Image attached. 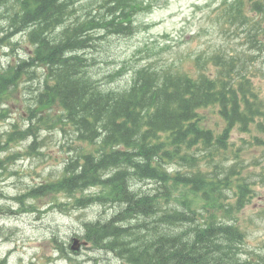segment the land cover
I'll return each mask as SVG.
<instances>
[{
  "label": "trees",
  "instance_id": "16d2710c",
  "mask_svg": "<svg viewBox=\"0 0 264 264\" xmlns=\"http://www.w3.org/2000/svg\"><path fill=\"white\" fill-rule=\"evenodd\" d=\"M155 4L0 0V8L8 6L9 36L25 33L32 46L27 58L0 71V98L24 82L39 83L28 105L31 122L24 128L13 123L8 140L32 137V148L41 126L69 128L74 135L75 155L61 174L24 196L63 193L77 206L117 207L105 219L86 222L85 237L129 264H264L263 257L251 261L239 255L245 235L231 222L247 202V183L238 177L232 185L230 173L220 177L216 163L206 171L169 169L181 160L190 167L199 160L212 162L233 144L235 127L247 133L251 126L264 134V96L253 81L264 55V0H230L225 20L243 27L247 52L212 54L214 75L196 56L194 73L143 65L133 70L128 85L106 89L88 71L90 62L80 51L95 48L105 36H131L139 12ZM114 25L121 26L120 32L114 33ZM206 107H214L223 121L220 131L206 124L201 111ZM142 180L154 182V190L139 192L134 182ZM90 188L97 189L75 195ZM228 189L235 200L225 203ZM175 190L179 197L173 202ZM197 193L203 199L201 214L188 199Z\"/></svg>",
  "mask_w": 264,
  "mask_h": 264
},
{
  "label": "rangeland",
  "instance_id": "374dc122",
  "mask_svg": "<svg viewBox=\"0 0 264 264\" xmlns=\"http://www.w3.org/2000/svg\"><path fill=\"white\" fill-rule=\"evenodd\" d=\"M156 1L158 4L139 12L137 31L133 35L105 36L95 48L82 51L90 62L88 71L106 89L128 85L132 71L142 64L158 69L171 67L193 71L196 67L194 59L200 56L205 60L203 68L214 75L217 66L209 63L211 54L247 52L242 29L235 25L227 27L220 20L223 0ZM8 15V6L5 11L0 8V38L3 37L0 40V71L27 58L32 51L25 33L9 36ZM262 57L259 59L262 63L256 62L253 78L260 97L264 96ZM36 72L42 74L39 69ZM38 90L37 80L28 81L0 98V264H123L114 252L89 243L81 245L76 252L70 249L73 238L85 239L84 222L105 219L117 207L93 204L87 208L69 206L64 209L60 203H54L59 200L67 202L68 198L60 195L54 199L52 194L44 200H28L29 203L35 202L38 210L27 206L24 193L57 178L65 162L75 155L72 150L74 135L69 128L60 130L57 126H41L32 148L29 147L32 137L8 140L13 123L22 128L29 123L28 116L32 111L28 104L32 105ZM201 111L207 125L221 130L223 121L214 107ZM230 139L233 144L214 155L212 162L199 160L190 167L181 160V165L172 162L169 167L206 171L213 169L212 165L216 163L220 165L215 169L218 175L223 177L230 173L232 185L236 183L234 179L243 178L247 183V202L231 222L240 226L245 235L239 255L254 261L264 258V134L251 126L245 133L238 126L233 129ZM195 154L199 155V152ZM134 186L139 192H152L155 183L142 180L135 182ZM228 194L225 203L235 200L233 190L228 189ZM178 197L175 190L170 200L175 202ZM188 199L201 214L203 199L200 194H188Z\"/></svg>",
  "mask_w": 264,
  "mask_h": 264
},
{
  "label": "bare ground",
  "instance_id": "6f19581e",
  "mask_svg": "<svg viewBox=\"0 0 264 264\" xmlns=\"http://www.w3.org/2000/svg\"><path fill=\"white\" fill-rule=\"evenodd\" d=\"M120 29H121V26L120 25H117V26H115L114 25V33H117V32H120ZM106 33V32H105ZM101 35V34H100ZM109 35V34H108ZM103 36V35H102ZM94 46H89V47H87V50H90V49H92ZM85 50H86V48H85ZM84 51V50H83ZM82 53V51H80V54ZM82 55V54H81ZM84 56H85V54H83ZM20 63V62H19ZM34 67V66H33ZM47 77V76H46ZM38 92H39V90H38ZM35 95H36V93H35ZM34 95V96H35ZM33 96V97H34ZM30 117H32V114H31V112L29 113V116H28V119L30 120L29 121V123L31 122V119H30ZM35 118V117H34ZM34 118H32V123H34L35 122V120H34ZM133 179V178H132ZM135 183V182H134ZM132 188V187H131ZM59 206H62V205H60L59 204ZM152 220V219H151ZM83 226H84V233H83V237H85V222L83 223ZM58 246L60 247L61 245L60 244H58ZM106 250H108L109 251V249L108 248H105ZM115 253V252H114ZM116 254V253H115Z\"/></svg>",
  "mask_w": 264,
  "mask_h": 264
}]
</instances>
